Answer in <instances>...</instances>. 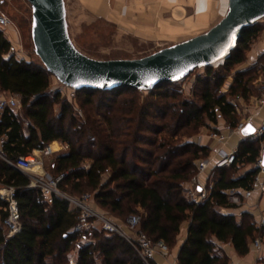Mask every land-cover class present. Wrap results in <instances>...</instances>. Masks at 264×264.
I'll return each instance as SVG.
<instances>
[{"label": "trees", "instance_id": "16d2710c", "mask_svg": "<svg viewBox=\"0 0 264 264\" xmlns=\"http://www.w3.org/2000/svg\"><path fill=\"white\" fill-rule=\"evenodd\" d=\"M258 22L242 33L219 69L205 67L204 76L195 81L202 85L198 101L162 102L178 94L169 87L176 82L153 88L149 91L152 99L141 104L135 96L116 99L123 91H141L135 88L74 90L87 106L85 119L76 118L66 102L60 114L53 115L52 107L60 97L58 91L49 92L53 75L43 65L11 53V43L0 27V88L18 98L23 113L6 109L0 116L1 154L15 160L61 140L66 152L55 155L49 168L55 177L63 175L58 182L62 191L80 196L90 190L92 205L119 222L138 214L140 228L168 248L176 245L182 224L189 221L178 264H227L228 257L216 242L231 243L239 256L248 254L257 234L253 214L245 211L236 217L219 208H235L228 204L224 190L251 186V171L234 177L227 173L254 162L261 138L245 136L235 162L217 169L209 200L189 202L183 190L195 173V161L210 153L208 146L191 139L193 135L201 128L215 129L212 124L219 118L227 128L235 127L238 99H247L258 89L253 66L235 71L228 85L229 98L218 93L231 68L243 63L244 51L264 29ZM0 184L14 187L21 221V230L11 237L0 227V264H144L115 233L99 226L73 230L78 209L59 196L47 203L39 189L28 186L26 174L3 159Z\"/></svg>", "mask_w": 264, "mask_h": 264}, {"label": "water", "instance_id": "95a60500", "mask_svg": "<svg viewBox=\"0 0 264 264\" xmlns=\"http://www.w3.org/2000/svg\"><path fill=\"white\" fill-rule=\"evenodd\" d=\"M35 55L58 82L73 89L150 91L183 80L195 69L227 58L242 33L264 19V0H229L225 15L206 31L139 58L96 59L70 38L64 0H27ZM251 123L243 136L254 131Z\"/></svg>", "mask_w": 264, "mask_h": 264}, {"label": "built area", "instance_id": "2783aa9c", "mask_svg": "<svg viewBox=\"0 0 264 264\" xmlns=\"http://www.w3.org/2000/svg\"><path fill=\"white\" fill-rule=\"evenodd\" d=\"M12 22L8 16L0 11V27L6 29L11 26ZM259 90L264 93V66H262L261 79L258 86ZM260 103H264V96L259 99ZM18 98L0 88V116L6 109L15 110L19 108ZM252 117L248 116L237 122L235 127L230 128L231 133H240L246 124L251 123ZM208 137L217 143H224L228 137V132H222L216 129H210L207 133ZM264 123L254 129L251 137L254 139L261 138L259 152L250 165V169H243L240 175L252 172V180L250 187H238L224 190L228 204L234 205L235 208H219L220 212L232 213L239 217L242 212H257L255 225L257 234L251 243V247L257 253L264 250V212L260 208L259 201L264 198ZM3 137H0V147L3 143ZM57 150L50 149L46 145L41 153L43 155H51ZM238 148L230 151L219 150L218 158L211 159L210 155L206 158H200L195 161V173L184 184L183 195L185 199L192 203H202L211 198L214 189L215 176L217 169L231 165L235 162ZM0 159L5 160L11 166L25 173L29 178V187L39 189L41 195L51 203L54 196H59L67 200L71 206L78 209L77 223L73 230L85 231L95 226H99L106 233H115L123 238L129 246L136 252L144 264H158L156 257L165 258L169 253L167 244L162 240L153 241L140 228L141 218L136 213L129 214L124 222L114 220L106 213L100 211L92 205V195L90 193H82L80 196L68 194L58 187V182L63 175L50 177L42 170V163L34 154L17 156L15 160L6 159L0 152ZM38 166L35 171L34 167ZM202 175L204 178L202 179ZM255 197L251 203L252 198ZM0 227L5 229L7 237L17 234L21 230L20 211L15 197V189L11 185L0 184ZM236 209V210H235ZM73 263V259H70ZM99 264V263H96ZM227 264H237L236 261L230 260Z\"/></svg>", "mask_w": 264, "mask_h": 264}, {"label": "crops", "instance_id": "0c3cea01", "mask_svg": "<svg viewBox=\"0 0 264 264\" xmlns=\"http://www.w3.org/2000/svg\"><path fill=\"white\" fill-rule=\"evenodd\" d=\"M85 10L95 16L105 18L117 25L120 31H127L141 36L145 39L163 40L169 36L175 37L176 41L181 42L202 33L217 23L226 13L229 0H79ZM188 32L185 36L184 33ZM5 36L11 43V53L17 57L21 52L17 44L16 35L11 28L7 27L4 31ZM248 61L242 63L236 70H247L253 67L260 56H264V29L260 32L249 51L247 52ZM18 58H24L20 55ZM25 59V58H24ZM261 75L255 80L256 86H259ZM248 96L247 99H238L237 113L239 121L245 117L251 116V124L256 129L264 123V103L259 99L264 96L259 88ZM216 130L227 133L228 137L224 143H217L210 139L205 129L201 136L196 137V143L209 147L211 159L218 158L217 152L230 151L238 148L244 137L241 133H231L226 127L225 121L219 118L216 124H212ZM61 147L54 152L55 155L66 152V145L61 140ZM53 141V142H55ZM52 155V154H51ZM243 169H250V165L243 166ZM241 169V170H243ZM241 172V171H240ZM240 175V173H239ZM204 175H202V179ZM255 197L250 201H254ZM260 208L264 212V198L259 201ZM236 210V209H235ZM256 216L257 212L251 210ZM189 223L181 228L177 244L165 258L156 257L158 264H178V252L184 243ZM228 257L229 260L236 261L237 264H261L259 258L264 250L257 253L250 247L248 254L239 256L231 243H217Z\"/></svg>", "mask_w": 264, "mask_h": 264}, {"label": "rangeland", "instance_id": "374dc122", "mask_svg": "<svg viewBox=\"0 0 264 264\" xmlns=\"http://www.w3.org/2000/svg\"><path fill=\"white\" fill-rule=\"evenodd\" d=\"M64 1L70 38L75 46L82 53L89 57L96 59L139 58L155 52L161 48L179 42H177V39H175V37L173 36H169L168 38H165L163 40L145 39L131 32L120 31L117 25L113 22L88 13L85 8L81 6L79 0ZM0 11L8 16L12 22L11 28L16 35L17 44L18 46H20L19 51L21 52L19 55H17V57H19L20 55H24L25 60H31L39 65H42L40 59L37 57V55H35L33 50V44L30 34L31 8L28 1L0 0ZM258 24L260 27H264V19H261ZM187 34L188 32L185 31V33L180 36L183 37ZM255 40L256 38L251 42L250 47ZM250 47L246 51H244L243 63H246L248 61L247 52L249 51ZM220 63L221 62L214 64L216 70L219 69ZM239 66H233L231 68L227 77L224 79L223 85L219 88L218 93H224L228 98L230 97V95L228 94V85L231 83L235 71ZM253 66L256 68V73L260 75V73L262 72V66H264V56H260ZM204 74L205 68H198L183 80L176 82V84L174 85H170V89L175 90V92L178 94L172 97L163 98L162 102L172 103L176 102L177 100L183 99L193 102L198 101V96L202 85L195 84V81L197 78L203 77ZM56 91L59 92L60 97L58 102L55 103L52 107V113L54 116H58L60 114L61 105L66 102L71 105V111L73 115L76 116V118L85 119L84 109L87 106H83L81 104L83 99L82 95L76 94L73 89L58 82L54 76H50L49 92L50 94H53ZM132 96H135L138 99L139 104L152 99L150 97L149 91H140L134 93L123 91L116 97V99L119 100L124 97ZM154 101H159V99L155 98ZM15 111L18 114L23 115L21 107L15 109ZM65 123L67 124L68 120L65 119ZM204 130V128H201L198 133L193 135L191 139L195 141V138L201 136V133ZM184 139L186 138H181V140ZM50 144H53V147L55 149L60 148V142L58 141L51 142ZM32 154L36 155L41 161L42 170L46 172L50 177L54 178L55 176L52 170L49 168V164L55 154L53 153L52 155H43L41 153V150H34ZM38 169L39 168H35V171H37ZM241 169H243V167H240L237 170L228 171L227 174L230 177H234L242 172ZM82 192L91 193L90 190H84ZM100 211L109 215L103 209H101ZM109 216H111V214ZM113 217L119 220L123 219V217ZM187 223H189L188 220L182 224L181 228L185 227ZM178 237L179 235L177 236V240L179 239ZM173 248H169V250L171 251ZM259 259V263L264 264V253H262V256ZM228 261L230 260L228 259Z\"/></svg>", "mask_w": 264, "mask_h": 264}, {"label": "bare ground", "instance_id": "6f19581e", "mask_svg": "<svg viewBox=\"0 0 264 264\" xmlns=\"http://www.w3.org/2000/svg\"><path fill=\"white\" fill-rule=\"evenodd\" d=\"M49 146H50V149H52V150H56V149L53 147V144H49ZM60 147H61V144H60ZM35 168H38V166H37V167H34V170H35Z\"/></svg>", "mask_w": 264, "mask_h": 264}]
</instances>
